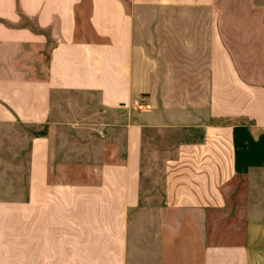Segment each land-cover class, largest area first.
<instances>
[{
    "label": "crops",
    "instance_id": "0c3cea01",
    "mask_svg": "<svg viewBox=\"0 0 264 264\" xmlns=\"http://www.w3.org/2000/svg\"><path fill=\"white\" fill-rule=\"evenodd\" d=\"M0 264H264V0H0Z\"/></svg>",
    "mask_w": 264,
    "mask_h": 264
},
{
    "label": "rangeland",
    "instance_id": "374dc122",
    "mask_svg": "<svg viewBox=\"0 0 264 264\" xmlns=\"http://www.w3.org/2000/svg\"><path fill=\"white\" fill-rule=\"evenodd\" d=\"M92 114V113H91ZM94 114V111H93ZM95 117H102V115L98 114ZM79 133L76 132V130L74 129H67L66 132L63 133L62 136L64 138H62L63 140L70 142L68 144H63L67 145L65 148L69 147V144H77V143H81L83 145V147H85L84 149H86L85 152L87 153L85 157H83L80 160H83L84 164H91L94 166H100L102 163L104 162H109V161H115L117 159L108 157L105 155L104 153V149H103V144L99 143L97 145H95V135L93 136V138H90V136L88 135L89 130L85 131V129L83 130H78ZM95 133V132H94ZM81 134V135H80ZM56 145H57V141H56ZM107 145H105L106 147ZM57 147V146H56ZM95 153H97L98 155H100L99 158H95L94 155ZM104 154V156H102ZM154 165L152 166V171L151 172H146V174L143 177V183L146 189H150L152 188V191L155 193V195L152 196V200L148 201L151 203L147 204V211L152 212L156 211V212H164V206L162 203V164L161 161H155L153 162ZM68 179L70 180H94L95 179V175H90V174H69L67 175ZM151 209V210H149ZM146 213V212H145Z\"/></svg>",
    "mask_w": 264,
    "mask_h": 264
}]
</instances>
